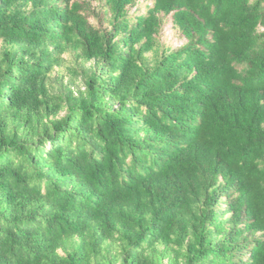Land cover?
I'll list each match as a JSON object with an SVG mask.
<instances>
[{
  "label": "trees",
  "instance_id": "1",
  "mask_svg": "<svg viewBox=\"0 0 264 264\" xmlns=\"http://www.w3.org/2000/svg\"><path fill=\"white\" fill-rule=\"evenodd\" d=\"M91 1L0 0V264H264V0Z\"/></svg>",
  "mask_w": 264,
  "mask_h": 264
},
{
  "label": "rangeland",
  "instance_id": "2",
  "mask_svg": "<svg viewBox=\"0 0 264 264\" xmlns=\"http://www.w3.org/2000/svg\"><path fill=\"white\" fill-rule=\"evenodd\" d=\"M91 4L96 8V10L101 9L102 7V5L95 0H92ZM148 5H152L151 0H138L137 4L129 9V13H145ZM92 19L96 23H102L97 17ZM158 40L164 47L170 48L179 47L186 42L180 31L173 26L170 16L163 18V25L160 29V33L158 34ZM64 58L63 64L59 67H56L51 73L54 86H59L60 83L66 84L67 82H70V78L73 77L71 71H69V68L73 66V60L68 55H65ZM75 84L78 87H82V83L79 79H76ZM60 253H62V251H60Z\"/></svg>",
  "mask_w": 264,
  "mask_h": 264
}]
</instances>
